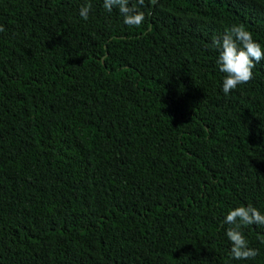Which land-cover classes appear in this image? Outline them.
Returning <instances> with one entry per match:
<instances>
[{"label":"trees","instance_id":"16d2710c","mask_svg":"<svg viewBox=\"0 0 264 264\" xmlns=\"http://www.w3.org/2000/svg\"><path fill=\"white\" fill-rule=\"evenodd\" d=\"M103 3L0 0V264H264V226L236 260L224 222L264 214V60L225 94L213 47L264 48V0Z\"/></svg>","mask_w":264,"mask_h":264},{"label":"clouds","instance_id":"9594fccd","mask_svg":"<svg viewBox=\"0 0 264 264\" xmlns=\"http://www.w3.org/2000/svg\"><path fill=\"white\" fill-rule=\"evenodd\" d=\"M144 2L145 0H136V4L130 6V0H104L103 7L108 12H112L114 8L118 9L126 25L139 27L145 16L137 5H143ZM156 2L157 0H151L152 4ZM91 8L90 3L83 5L79 11L80 17L87 20ZM0 31H3L2 27ZM213 47L219 50L216 63L219 71L225 74L222 85L225 94L249 82L256 63L264 60V48L243 24H233L221 35L213 36ZM224 222L231 225L226 235L231 242L232 257L236 260L255 258L258 250L249 247L241 229L243 226L254 224L264 226V214L251 204L240 205L229 210Z\"/></svg>","mask_w":264,"mask_h":264}]
</instances>
